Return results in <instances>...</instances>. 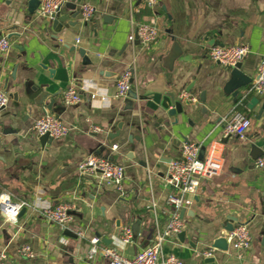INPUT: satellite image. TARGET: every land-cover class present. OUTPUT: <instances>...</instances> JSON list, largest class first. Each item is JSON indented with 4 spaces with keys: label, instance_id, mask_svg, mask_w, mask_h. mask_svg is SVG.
<instances>
[{
    "label": "crops",
    "instance_id": "1",
    "mask_svg": "<svg viewBox=\"0 0 264 264\" xmlns=\"http://www.w3.org/2000/svg\"><path fill=\"white\" fill-rule=\"evenodd\" d=\"M85 3L95 9L88 22L79 13ZM37 4L0 0V38L10 43L0 54V90L8 97L0 113V193L28 203L13 223L0 216L7 264H106L104 247L132 257L167 225L173 209L164 174L185 142L220 156L222 169L201 180L183 208L184 236L167 238L164 253L183 264H264V168L254 167L264 151V96L251 90L264 56V0H158L152 11L142 0H64L58 16L66 20L58 32L37 14ZM150 18L158 25L157 42L147 48L130 42L133 24ZM238 44L249 47L240 63L250 82L233 96L231 69L212 62L208 51ZM127 70L134 95L115 98V82ZM70 83L79 87L80 101L63 106L61 92ZM183 91L196 100L169 115L174 102L168 106L166 95L177 101ZM45 113L70 126L69 134L42 144L32 125ZM235 113L249 120L243 138L222 132ZM89 154L125 167L123 196L78 173ZM60 202L75 205L66 229L39 213ZM134 223L138 235L119 243L121 229ZM226 223L245 224L251 233V246L240 256L230 247L210 248L225 235ZM24 244L32 259L19 254ZM209 249L213 260L204 263Z\"/></svg>",
    "mask_w": 264,
    "mask_h": 264
},
{
    "label": "built area",
    "instance_id": "2",
    "mask_svg": "<svg viewBox=\"0 0 264 264\" xmlns=\"http://www.w3.org/2000/svg\"><path fill=\"white\" fill-rule=\"evenodd\" d=\"M158 0H142L143 6L152 11ZM64 0H38L37 14L49 21L58 16ZM95 9L88 3L79 7L80 18L88 22L94 15ZM159 34L158 25L154 18L147 22L134 23L128 37L130 42L137 41L143 47H151L157 42ZM78 42V40L76 41ZM10 47L7 37L0 38V54L5 53ZM249 53V47L244 44L231 46H214L208 51V57L225 68L231 69ZM131 72L125 71L115 82V98H126L131 86ZM251 90L258 95L264 96V56L260 58L256 67V75L251 84ZM180 101L194 102L196 99L187 92H181ZM80 101L79 87L70 83L62 92L60 102L63 106L78 104ZM8 103L7 95L0 90V113ZM249 125L248 118L235 113L222 128L225 137L235 136L243 138ZM71 128L52 114L45 113L37 118L32 131L37 136L47 135L50 139H61L66 137ZM91 131L96 132L98 128L93 126ZM116 145L111 149L115 150ZM199 145L192 142H185L180 148V156L171 160L165 170L164 185L170 189L166 197V204L172 207L173 211L164 230H156L149 244L136 252L132 257H125L114 247H104L101 255L106 264H183L174 254L164 253L163 245L167 238L177 235L183 228V222L179 212L192 202V196L200 185L202 179H210L217 176L222 169V158L209 152L202 159L198 157ZM254 167L264 168V151L254 160ZM77 171L81 175L93 176L105 186L112 187L119 196L124 195L123 182L125 180V167L110 160L107 156L89 154L77 165ZM28 206L24 201H14L8 193H0V216L10 223L16 221L20 211ZM75 205L72 202H60L54 206L43 208L40 215L49 223H53L60 229H66L72 219ZM82 236L81 233H79ZM225 240L231 249L240 256L248 250L252 243V236L245 224H237L231 231L226 232ZM133 232L129 226L121 229L118 242L129 244L132 242ZM97 239L90 240L89 255L96 253ZM19 254L27 259H32L34 254L29 245H22ZM212 249L203 253L205 257L211 256ZM0 264H7L6 255L0 251Z\"/></svg>",
    "mask_w": 264,
    "mask_h": 264
},
{
    "label": "water",
    "instance_id": "3",
    "mask_svg": "<svg viewBox=\"0 0 264 264\" xmlns=\"http://www.w3.org/2000/svg\"><path fill=\"white\" fill-rule=\"evenodd\" d=\"M38 6V4H37ZM66 20V17H62V16H57L55 19H53L51 21L52 23V28L55 32H58L62 26V23ZM78 53L80 55V57L83 59V62L86 61V56L84 55V50L83 49H79ZM132 83V80L130 81ZM250 82V79L244 75L241 71V63L238 62L236 63L230 70L229 73V83H228V88L230 89L231 93L233 96H238L239 92L238 90L242 87H245L248 83ZM129 93H131L132 95H134V92L132 90L129 91ZM167 101H168V106L170 104V101L173 100L174 102V107L172 109H170L168 111L169 115H174L175 113H181L183 111L182 105L184 103V105H189V101H174V95L168 93L166 95ZM51 140L47 135H43L40 137V141L42 144H44L45 142ZM205 155V147L202 146L199 149V153H198V157L200 159H202ZM111 160V158H109ZM24 211V209H22L20 212ZM185 210L181 209L180 211V218H182L183 214H184ZM224 232H229L232 230V225L230 223H226L223 226ZM132 232L134 234V236L138 235V223H134L132 225ZM178 238H182L184 236V232L181 231L180 233L177 234ZM210 248L212 249H216V250H220V251H226L228 249V245L226 243L225 237L223 235L217 236L215 237L211 244H210ZM212 258L211 257H206L204 259V263H209L212 262Z\"/></svg>",
    "mask_w": 264,
    "mask_h": 264
}]
</instances>
